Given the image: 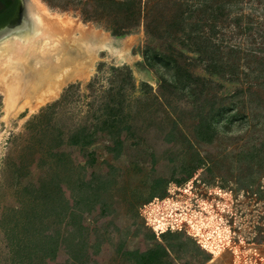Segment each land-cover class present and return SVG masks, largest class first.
<instances>
[{"label": "rangeland", "instance_id": "374dc122", "mask_svg": "<svg viewBox=\"0 0 264 264\" xmlns=\"http://www.w3.org/2000/svg\"><path fill=\"white\" fill-rule=\"evenodd\" d=\"M120 1L28 0L40 28L13 41L14 51L29 55L43 37L88 42L82 74L50 97L43 91L6 112L0 91V264H264V126L252 136L246 124L228 123V112L199 139L191 100L156 101L158 77L176 80L152 52V65L143 62V27L114 34ZM154 12L161 22L167 14L164 6ZM5 58L0 52L1 65ZM206 86L215 102L233 89L218 77ZM238 109L248 114L254 104ZM89 131L92 145L70 143ZM47 201L59 216L45 228L48 249L32 260L7 246L9 223L27 204ZM145 218L182 227L156 235Z\"/></svg>", "mask_w": 264, "mask_h": 264}, {"label": "trees", "instance_id": "16d2710c", "mask_svg": "<svg viewBox=\"0 0 264 264\" xmlns=\"http://www.w3.org/2000/svg\"><path fill=\"white\" fill-rule=\"evenodd\" d=\"M142 3L118 2L122 12L114 34L122 38L142 26L146 36L142 51L145 65H152V52L153 60L174 72L175 82L158 77L156 101L165 105L168 98L191 100L196 110L195 133L203 142L216 133V118L228 112L232 114L226 117L228 123L242 122L249 126L247 134L256 135V126H264L257 120L264 105L259 97L264 91V0L256 3L254 0H145ZM159 6H164L167 13L162 22L154 12ZM194 68H200L208 78L193 73ZM216 77L233 87L218 102L205 93L207 83ZM230 101L234 104L227 107L226 102ZM238 103L254 104V109L242 113ZM73 138L70 143L74 145L90 146L95 142L90 131ZM16 212L9 223L12 226L6 244L13 249L24 248L34 260L48 249L49 234L44 231L59 215L51 201L31 202ZM55 230L53 237L57 239L60 230Z\"/></svg>", "mask_w": 264, "mask_h": 264}, {"label": "bare ground", "instance_id": "6f19581e", "mask_svg": "<svg viewBox=\"0 0 264 264\" xmlns=\"http://www.w3.org/2000/svg\"><path fill=\"white\" fill-rule=\"evenodd\" d=\"M61 26L62 30L66 29L65 25ZM57 30L59 32V29ZM87 38L83 35L76 42L64 35V38H58V42L52 45L50 39L43 37L29 55L21 53V47L16 49L17 52L14 51V44L7 43L6 47L3 46L1 57L4 55L6 58L3 65L0 64V91L5 97L6 112L15 111L20 102L32 101L43 91H46L48 98L53 95L52 89H55V86L73 78L72 75L76 72L81 75L77 63L87 49ZM44 99L40 98L39 101H45Z\"/></svg>", "mask_w": 264, "mask_h": 264}, {"label": "flooded vegetation", "instance_id": "af4514ba", "mask_svg": "<svg viewBox=\"0 0 264 264\" xmlns=\"http://www.w3.org/2000/svg\"><path fill=\"white\" fill-rule=\"evenodd\" d=\"M28 0H0V47L36 35L40 24Z\"/></svg>", "mask_w": 264, "mask_h": 264}, {"label": "built area", "instance_id": "2783aa9c", "mask_svg": "<svg viewBox=\"0 0 264 264\" xmlns=\"http://www.w3.org/2000/svg\"><path fill=\"white\" fill-rule=\"evenodd\" d=\"M142 213H145V211H143ZM145 221H146V226L149 227L152 230V232H154L156 235H162L170 231L171 232L179 231L181 230V227H182L181 224L176 225V227H174L173 224H170L163 220L162 221L157 220V219L145 218Z\"/></svg>", "mask_w": 264, "mask_h": 264}]
</instances>
